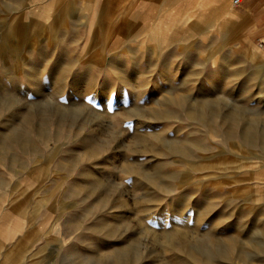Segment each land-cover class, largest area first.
Returning a JSON list of instances; mask_svg holds the SVG:
<instances>
[{
    "label": "rangeland",
    "instance_id": "1",
    "mask_svg": "<svg viewBox=\"0 0 264 264\" xmlns=\"http://www.w3.org/2000/svg\"><path fill=\"white\" fill-rule=\"evenodd\" d=\"M227 1L0 0V264H264V17Z\"/></svg>",
    "mask_w": 264,
    "mask_h": 264
},
{
    "label": "crops",
    "instance_id": "2",
    "mask_svg": "<svg viewBox=\"0 0 264 264\" xmlns=\"http://www.w3.org/2000/svg\"><path fill=\"white\" fill-rule=\"evenodd\" d=\"M224 7H225V9H227V12H226L227 15H229V13L233 12L232 8L229 7V4H228L227 0H224ZM244 8L249 9L248 12H251V14L255 13L257 15V17H258L259 22L264 17V0H249L246 3V6ZM259 17H262V18H259ZM262 36H263V39H264V35H262Z\"/></svg>",
    "mask_w": 264,
    "mask_h": 264
},
{
    "label": "built area",
    "instance_id": "3",
    "mask_svg": "<svg viewBox=\"0 0 264 264\" xmlns=\"http://www.w3.org/2000/svg\"><path fill=\"white\" fill-rule=\"evenodd\" d=\"M232 3L234 5H239L241 3V0H232Z\"/></svg>",
    "mask_w": 264,
    "mask_h": 264
}]
</instances>
